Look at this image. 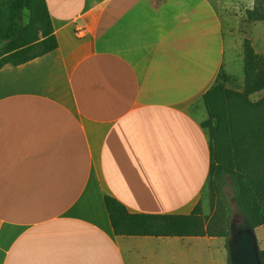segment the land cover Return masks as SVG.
I'll use <instances>...</instances> for the list:
<instances>
[{"label":"crops","instance_id":"1","mask_svg":"<svg viewBox=\"0 0 264 264\" xmlns=\"http://www.w3.org/2000/svg\"><path fill=\"white\" fill-rule=\"evenodd\" d=\"M46 3L58 46L0 67V264H223L218 236L115 234L104 201H201L209 143L190 103L231 67L222 0Z\"/></svg>","mask_w":264,"mask_h":264},{"label":"trees","instance_id":"2","mask_svg":"<svg viewBox=\"0 0 264 264\" xmlns=\"http://www.w3.org/2000/svg\"><path fill=\"white\" fill-rule=\"evenodd\" d=\"M28 21L20 23L22 11ZM249 20H264V4L258 0L246 9ZM58 46L46 0H0V67L19 65ZM245 85L242 91L225 86L221 68L213 84L203 93L207 117L201 121L209 143L207 189L222 201L223 185L230 177L233 197L240 213L256 228L264 226V59L249 38L243 43ZM115 234L152 236H229L227 228L216 227L202 218L201 201L188 214L130 213L112 196H104ZM227 246V245H226ZM264 264V249L259 250ZM228 264H231L228 258Z\"/></svg>","mask_w":264,"mask_h":264},{"label":"rangeland","instance_id":"3","mask_svg":"<svg viewBox=\"0 0 264 264\" xmlns=\"http://www.w3.org/2000/svg\"><path fill=\"white\" fill-rule=\"evenodd\" d=\"M258 0H222L221 10L223 16V27L226 32L230 31L232 34L230 37L231 50H234V55L231 62L229 71H223L227 77L225 80V86L242 91L245 85V71H244V51L243 43L245 38H249L254 50L259 53L264 59V20H249L246 17V9L253 8L257 4ZM263 4H264V0ZM28 21V11L24 10L20 14V23L25 25ZM160 87H153V93H159ZM264 94V88L254 92L249 97L251 100H257ZM203 101L200 103H190L191 114L197 117H207L206 109L204 108ZM224 195L221 201L217 198H212L210 192L205 186L203 195L201 198V212L202 218L205 222L213 221L219 217L225 221L223 223H217L218 228H227L230 232L231 225H238L244 216L240 213L235 204L233 197V187L230 177H226V181L223 185ZM257 236L258 248L264 249V226L254 228ZM222 246V263H228L227 252V237H220Z\"/></svg>","mask_w":264,"mask_h":264},{"label":"water","instance_id":"4","mask_svg":"<svg viewBox=\"0 0 264 264\" xmlns=\"http://www.w3.org/2000/svg\"><path fill=\"white\" fill-rule=\"evenodd\" d=\"M227 252L231 264H262L254 227L245 217L230 226Z\"/></svg>","mask_w":264,"mask_h":264}]
</instances>
